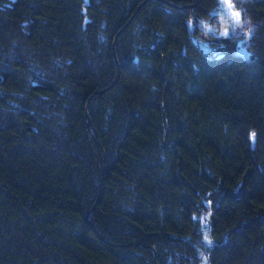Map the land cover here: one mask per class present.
Returning a JSON list of instances; mask_svg holds the SVG:
<instances>
[{
	"label": "trees",
	"instance_id": "16d2710c",
	"mask_svg": "<svg viewBox=\"0 0 264 264\" xmlns=\"http://www.w3.org/2000/svg\"><path fill=\"white\" fill-rule=\"evenodd\" d=\"M217 4L0 0V264H264V0L250 60Z\"/></svg>",
	"mask_w": 264,
	"mask_h": 264
},
{
	"label": "rangeland",
	"instance_id": "374dc122",
	"mask_svg": "<svg viewBox=\"0 0 264 264\" xmlns=\"http://www.w3.org/2000/svg\"><path fill=\"white\" fill-rule=\"evenodd\" d=\"M236 0H229V2L232 4V11H234V12H239L240 13V11L235 7V4H234V2H235ZM241 15V14H240ZM213 21L212 22H214V23H212V24H207L206 25V28H208V29H211L212 30V32H208V33H210V34H212L213 36H216L217 38H218V40H219V42H222L221 40L223 39V36H220V33H222V32H225L224 30H223V28H226V29H228V31H229V33H232V31H233V29H232V27H231V25L229 24L230 23V21L228 20V18L227 17H225L224 15H223V10H222V7H221V0H218V4H217V6L215 7V9H214V12H213ZM220 22V23H224L225 24V26H222V24H218V23H216V22ZM244 20H242V17L240 16V24L243 22ZM227 23L229 24V26L227 25ZM247 28V26L245 25L244 27H242V29L243 30H245ZM214 33V34H213ZM238 45H240L241 46V44H239L238 43ZM244 46V45H243ZM211 207L209 206L208 207V211L206 212V213H202L203 214V219L205 220V221H210L212 218H211ZM201 219V218H200ZM203 219H201V220H203ZM203 220V221H204Z\"/></svg>",
	"mask_w": 264,
	"mask_h": 264
},
{
	"label": "water",
	"instance_id": "95a60500",
	"mask_svg": "<svg viewBox=\"0 0 264 264\" xmlns=\"http://www.w3.org/2000/svg\"><path fill=\"white\" fill-rule=\"evenodd\" d=\"M232 56L233 57H241L245 60H250L253 58V54L249 52V49L247 47L240 46L238 44H235L233 46V51H232ZM250 141H251V147L254 148L255 146V132L250 133L249 135ZM245 177L238 180L236 183L235 187L231 191V197L234 200H240L243 198L246 190H245ZM212 213V209L210 210Z\"/></svg>",
	"mask_w": 264,
	"mask_h": 264
},
{
	"label": "snow or ice",
	"instance_id": "6c2138e0",
	"mask_svg": "<svg viewBox=\"0 0 264 264\" xmlns=\"http://www.w3.org/2000/svg\"><path fill=\"white\" fill-rule=\"evenodd\" d=\"M87 2V0H86ZM221 7L223 10V15L228 18V20L232 23L233 26V32L236 31L238 27H240V13L232 11V4L229 2V0H221ZM207 32H212L211 29L205 28ZM214 34V33H213ZM229 33L227 31L220 33V36L223 37H229ZM244 42L241 41V44Z\"/></svg>",
	"mask_w": 264,
	"mask_h": 264
},
{
	"label": "flooded vegetation",
	"instance_id": "af4514ba",
	"mask_svg": "<svg viewBox=\"0 0 264 264\" xmlns=\"http://www.w3.org/2000/svg\"><path fill=\"white\" fill-rule=\"evenodd\" d=\"M230 24H231V27H233L232 26V23L230 22ZM246 25V23H245V21H243L241 24H240V27H238L237 29H236V33H229V31H228V29H226V28H223V30L224 31H227L230 35H229V37H223V39H222V41L223 42H226V43H230L231 41H233V40H237L238 39V42H233V44H241V41H243V36H240V37H237V34H239V35H247V33H248V30L247 29H245V30H243L242 29V27H244ZM225 26V25H224ZM244 42V41H243ZM233 44H229L230 46H232ZM241 46H242V44H241ZM208 207L211 205V201H210V199L207 201V204H206ZM211 207V206H210Z\"/></svg>",
	"mask_w": 264,
	"mask_h": 264
}]
</instances>
